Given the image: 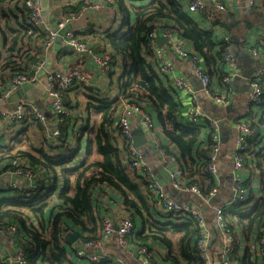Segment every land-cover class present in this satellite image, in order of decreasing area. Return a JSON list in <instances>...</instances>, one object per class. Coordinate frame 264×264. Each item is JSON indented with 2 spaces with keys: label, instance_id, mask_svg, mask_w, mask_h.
Instances as JSON below:
<instances>
[{
  "label": "crops",
  "instance_id": "1",
  "mask_svg": "<svg viewBox=\"0 0 264 264\" xmlns=\"http://www.w3.org/2000/svg\"><path fill=\"white\" fill-rule=\"evenodd\" d=\"M90 1L91 3L84 7L83 3L77 0H49V12L52 16L58 18L59 21H62L66 14L65 6H67V4L71 5L68 6L70 10L72 6L76 8L80 4V8L77 12L73 10L74 13H78L77 16L68 23L72 25L71 30L76 34L77 38L83 39L84 41L86 40V42L94 48L97 54H111L112 49L110 44L104 38L105 34L114 33L116 31L125 32V30H128L127 26H123L126 21L125 13L121 11V8L115 0ZM151 1L152 0H143L141 5H147ZM221 1H223L227 7V12L218 14L224 19L223 24L208 20L203 14L190 12L188 9L187 11L200 27H203L207 31L214 32L217 37L215 51L213 55H211L212 58H210L209 61L202 59L203 66L211 77L212 89L216 93L228 98V103L226 105H216L208 100L201 91L200 82L198 77L194 74L190 63L186 60L179 59L169 50L167 52V55L176 63V73L184 75L193 84L196 91V98L201 104L203 113L209 119L218 121L217 128H213L207 120L193 122L187 115V110L191 105L189 97L175 89L172 75L166 74L167 77L162 79V82L168 86V88H173L175 90L178 100L182 103V109L179 115L180 124L204 127L209 124L212 130H214V134L212 135L214 145L212 147L214 148L216 143L220 146L219 152L217 153V165L219 171L217 182L220 193L216 198H212L209 203H205L194 194L186 193L179 189L176 190L170 185H162L165 187L170 199L177 202L191 203L207 220L209 224L207 241L211 250L210 264H219L223 244L216 227L214 212L215 208L220 205L228 206L229 197L233 192L235 174L241 176L245 181L247 188L246 204L242 205L239 209L228 206L227 220L232 224V228L238 239V247H234V251L236 252V256L239 255V259L236 260L233 258V264H242V259L247 250L251 251L253 257L257 253L256 249L259 247L258 240L264 224V221L259 222V220H256L252 226L248 223L249 228H246L245 223L247 220L245 219L243 224H241V217L246 218V216L251 215V212L256 205L264 199V165H259L253 160L257 154L264 153V102L261 106L254 107L252 113L249 114V112H247V97L251 92L249 78L254 72L264 69V0H255L254 5L252 6L248 4V0ZM20 3L22 4L23 2L20 1ZM12 8L13 13L18 14V11L14 9V2L12 3ZM130 18L131 24H135V16L133 13ZM166 24L171 25L169 21L161 20L156 27L164 30L166 29ZM226 37L229 38L228 50L235 56V63L233 65L227 64L224 60L223 63L220 59L216 62L219 44L223 43ZM33 39L30 44H27L25 41L22 53L25 51V54L27 55L31 54L32 56L36 55L38 57L37 53L39 52V45L35 44ZM182 41L187 50L193 52L196 51L191 42L187 40ZM0 51L5 52L4 42L1 35ZM15 56L12 57L11 60L14 59ZM18 58L20 59V62L26 61L25 66L27 68L32 67L33 59L28 60L24 55ZM51 64L58 72L67 73L72 68H81L89 75V84L86 86H75L68 94L67 98V105L69 106L71 113L70 117L73 120L67 132H73L74 130H76V132L73 133V135L68 134L65 144L62 146L63 148H58V143L53 144L50 149V147L47 148L44 145L43 134L36 123L13 122L11 120V113L15 110L16 106L22 99L38 102L40 106H42L47 118L51 122H55V117L50 109L49 100L45 95L47 74H43L36 83L32 84L31 88L24 91L21 98L10 103L8 102V98L20 88L8 94L12 88V84L8 78L13 71H10V69L3 70L1 67L0 75L4 77V82L2 84L4 85L5 83L4 86H6L9 83V86L6 88V92L0 94L5 98L0 104V202L2 200L23 196L19 190L13 188L14 183L22 184L23 182H27L24 178L15 176L14 172L18 167L30 169L37 182L42 183L43 181H47V185H44L42 189H46L53 181L56 183L57 180H55V174H57L60 185L59 187H56L55 192H59L64 184L61 173L64 172V169H69L66 168V164L58 166L55 169L56 173L53 174L49 168L47 169L33 164L26 154L20 152H30L37 158H41V152L50 156L60 157L64 154L66 148H68V150L76 149L77 151L71 163V165H75V168L85 159L96 158L97 154L92 153L89 155L87 152L89 138L93 136V132L96 130L97 125L101 120V114L96 110V100H116L120 99L123 95L119 80L123 67L119 61L115 63V60L113 59V68L111 72L107 75H101L93 56L88 54L66 55L62 45L60 51L53 52ZM229 71L234 73L235 77L231 86H226L223 83L222 78ZM246 75L248 76L246 77ZM120 103L122 104V101ZM121 104L115 114V123L120 116ZM143 105L145 110L152 116L155 128L150 132L144 131L147 141L146 144L139 149L144 153L154 177L161 184L164 181V178L160 173L162 168L172 171L181 168L180 163L178 162L180 150L176 145L171 143L164 134L156 108L148 101H144ZM241 118H250L257 122L255 124L259 127L260 135L256 138L255 144L251 149V155H247L248 159L246 158L242 170L235 173L232 159V151L238 134L235 122ZM86 125L88 127H85ZM133 126L132 129L141 125L136 121ZM214 139H216V142ZM115 141L117 145H122V140L120 138L115 137ZM39 148H43V151L39 150ZM37 152H39V154ZM163 152H167L169 155L174 154L177 160H165ZM251 157L252 161H250ZM125 164L127 163L125 162ZM128 167L137 175L139 174L142 176L139 170L132 169L129 165ZM204 180L205 178L199 177V181L196 184L202 188L201 185H204ZM182 181L185 182V178ZM56 193L49 198L48 202H54L53 199L58 196V193ZM153 194L156 195L155 193ZM93 200L96 214L98 213L100 216L101 229L99 228L100 231L98 230V235L101 233L102 220L104 217H111L118 220L130 216L133 219L135 227L130 244L126 248L119 245L115 233L103 246L101 251L94 248H89L88 251L96 252L98 254H108L111 257L112 264H144L139 258L138 247L141 244H147L152 253L154 264H174L169 260L168 255L174 250V245H176V248L179 246L178 238L182 236V233H174L172 228L184 223L183 221L185 220L182 219L181 216H170L166 214L159 203L155 204L152 201H150L148 209L141 208L140 213H137L136 215L125 207L122 194L108 186L103 187L102 189H97ZM45 215L46 219L50 220L51 215L49 208L46 209ZM28 222L29 224L37 226V222L39 221L32 216L29 217ZM4 224H15L18 226L17 223H10L7 220ZM4 224H0V226ZM159 226L163 227L161 232L163 235L168 236L172 246L165 243L161 239V235L153 233ZM135 233L138 235L143 234V240H137ZM79 235V238L73 243L78 247L82 246L83 241L87 240L80 238L81 234ZM198 236H196L195 241ZM20 249H24V242L23 234H20L19 226L18 232L14 236H0V261L9 264L10 260L16 259L17 253ZM70 256L71 260H74L76 264H93V262H89L87 259L75 255ZM37 264L49 263L47 262V259H39Z\"/></svg>",
  "mask_w": 264,
  "mask_h": 264
},
{
  "label": "trees",
  "instance_id": "2",
  "mask_svg": "<svg viewBox=\"0 0 264 264\" xmlns=\"http://www.w3.org/2000/svg\"><path fill=\"white\" fill-rule=\"evenodd\" d=\"M20 1L0 0V35L5 50V52L0 51V68L2 67L3 70H15L16 62L14 59L11 60L15 55H24L28 60L33 59V61L38 59L36 55H27L25 51L22 53L25 41L30 44L37 31L29 25V20L25 18L26 9ZM13 2L15 3L14 9L18 11V14L13 13ZM115 2L125 13L126 21L123 26H127L128 30L106 33L104 38L112 49V66L113 59L115 63L119 61L122 64L123 71L119 80L123 95L116 100H96V110L101 114V120L93 132V136L89 138L87 152L89 155L96 153L97 157L85 159L75 168V165H71V163L76 149L68 150L66 148L60 157L41 152V158H37L30 152H20L26 154L33 164L49 168L53 174L56 173L55 169L58 166L66 164V168L69 169H64V172L61 173L64 181L63 187L57 192L58 196L53 199L54 202H48L49 198L55 195L56 187L60 185L58 175L55 174L56 183L51 182L46 189H43L40 196L38 195L32 200L19 196L0 202V224L6 223V220L18 224L20 234H23L24 249L22 250L25 252L28 264H37L39 259H47L49 264H76L74 260H71L70 255L77 256L78 246L68 245L64 236L72 230L81 234L80 238L84 240L98 238L99 228L101 229L100 216L98 213L96 214L93 200L97 189L108 186L119 191L124 197L125 207L136 215L140 213L141 208L148 209L150 201L158 203L157 196L148 188L147 180L131 171L125 164L127 146L125 144L124 147L119 146L115 141V114L120 107V102L124 99L139 102L148 101L156 108L164 134L180 150L178 162L186 173V183H197L199 177L205 178L204 185H201L205 193L218 183L217 179L206 171L209 155L214 145L212 141L214 130L209 124L204 127L179 123L182 103L178 100L175 90L168 88L162 82V79L167 76L159 73L157 59L147 40L148 33L156 28L161 20H167L171 25L166 24L165 28L169 27L182 40L191 42L195 52H198L205 61H209L217 44L216 35L198 25L187 11L186 2L184 4L178 0H152L147 5H141L143 0H115ZM79 8L80 4L76 8L72 6L71 10L77 12ZM132 13L135 16V24H131ZM227 50L228 44L225 42L219 44L216 62L219 59L223 62L222 54ZM3 82L4 77L0 75V94L6 92V88L9 86V83L4 86ZM249 120L251 119L249 118ZM251 122L257 123L253 120ZM34 123L39 126L43 134L44 145L51 149L53 143L46 138L44 128L38 122ZM68 132L66 129L63 130V138L58 144V148H63L68 134L73 135L76 130ZM259 135L260 132L249 140L248 156L251 155V149ZM39 150L43 151V148H39ZM37 153L39 154V152ZM248 156H246L247 159ZM253 160L259 165H264V153L257 154ZM250 161H252V157ZM48 208L51 215L49 221L45 215ZM32 216L39 221L37 226L29 224V217ZM181 218L185 220L184 223L172 228L174 233H182V236L178 238L179 246L176 248L174 245V250L169 253V260L174 264H203L197 256L195 243V238L199 235L198 226L188 215ZM244 219L247 220L246 228H249L248 223L252 226L256 220L264 221V199L256 205L251 215L246 218L241 217V224ZM228 224L232 228L229 221ZM162 228V226L157 227L153 233L161 235V239L172 246L168 236L162 234ZM233 233L236 248L238 239L234 230ZM135 236L139 241L144 238L143 234L135 233ZM260 238L261 234L259 240ZM141 245L148 246L147 244ZM256 251L257 253L253 257L251 251L247 250L242 264H263L260 244ZM232 255L235 256L234 259H239V255L236 256L235 251ZM0 264L8 263L0 261ZM106 264H112V262Z\"/></svg>",
  "mask_w": 264,
  "mask_h": 264
},
{
  "label": "built area",
  "instance_id": "3",
  "mask_svg": "<svg viewBox=\"0 0 264 264\" xmlns=\"http://www.w3.org/2000/svg\"><path fill=\"white\" fill-rule=\"evenodd\" d=\"M20 1V0H16ZM26 9L25 18L29 20V25L37 32L34 34V43L39 45L38 59L32 62V67L27 68L26 61L20 62V59L15 56L16 68L11 72L8 80L12 84V88L8 92L15 91L21 88L24 84H34L40 79L38 73L45 68L48 60V54L52 52L55 40L58 36V31H54L51 24L45 21L42 14V0H21ZM83 3L86 7L91 3L90 0H77ZM185 4L190 12L203 14L208 20L215 23L223 24L224 19L219 16V13L227 12L226 4L221 0H178ZM255 0H248L250 6L254 5ZM67 4L65 6V17L59 21V28H64L73 18L77 16L73 13ZM50 13V12H49ZM161 37H167L168 40L162 46H159ZM148 45L154 52L157 59V69L162 75H172L175 89L187 95L190 99V107L187 110L188 117L193 122L200 120H207L213 128H217L218 121L209 119L202 111L201 104L196 98V91L193 84L181 74L176 73L175 61L167 55L168 50L177 56L179 59L186 60L193 68L194 74L198 77L202 84V93L208 100L216 105H226L228 98L216 93L211 87V77L203 66V59L200 54L189 51L184 47L183 41L178 34L171 31L169 28L162 30L161 28H153L147 35ZM225 44H229V38L224 39ZM63 49L66 55L68 54H88L93 56L95 63L99 68L101 75H107L111 72L112 56L110 53H96L94 48L87 42L77 38L76 34L70 29L63 36ZM223 60L230 65L235 63V56L229 50L223 52ZM24 65V66H23ZM20 67V68H19ZM47 84L45 87V95L49 100L50 109L55 117V122H51L45 115L42 106L38 102L27 101L22 99L15 110L11 113V120L17 123L23 122H38L45 130V136L53 144H60L63 138V130H68L72 124L70 117V109L67 105V95L74 89L75 86H86L89 84V75L81 68H72L67 73L58 72L52 73L47 70L46 73ZM235 75L230 71L223 76L222 81L226 86H231ZM251 92L247 97V112L253 110L254 107L261 106L264 102V69L254 72L250 78ZM7 94V95H8ZM6 95V96H7ZM5 98L0 95V104ZM138 121L144 131H151L155 128L152 116L145 110L143 102L137 100L124 99L121 104L120 116L115 123V137L122 140V146H127L125 154L126 163L132 168L139 170L141 175L147 180L148 188L152 193H155L158 198V203L162 206L165 213L173 216L188 215L197 224L199 229V236L197 237L196 250L197 256L203 264H210L211 250L207 241L209 233V224L201 213L194 208L191 203L177 202L168 197L165 187L160 184L152 172L151 167L146 161L144 153L134 145L132 128L135 122ZM235 127L238 130L235 146L232 152L233 169L236 172L242 170L245 165L247 152L249 151V140L254 138L258 132L257 124L252 123L251 120L241 118L235 122ZM216 142V139H214ZM220 146L215 144L212 152L209 155V164L206 166V171L217 179L218 165L217 153ZM165 160L176 161L174 154H167L163 152ZM172 177V185L174 188L182 190L186 193H191L200 198L203 202L209 203L212 198H216L219 191L218 183L207 193L196 183H186L182 180L186 173L182 168L174 171L169 170ZM15 176L24 178L27 182L22 184H13V188L19 190L24 198L32 200L36 196H40L43 191L42 187L47 185V181L37 182L34 179L33 173L30 169L25 167H18ZM247 188L245 181L239 175L235 174L233 192L228 200V206L232 208H240L246 204ZM227 206V207H228ZM226 205L215 208L214 217L215 222L219 228V234L222 239L223 249L220 256L219 264H233V251L235 247V236L232 228L228 224L227 215L228 208ZM134 222L130 216L115 220L111 217H104L102 220V230L98 238L83 241L82 246L76 249L77 256L87 259L96 264H106L111 261L108 254H98L96 252L88 251L89 248H94L101 251L103 246L116 233L119 245L126 248L130 244V240L134 232ZM18 232V226L15 224H4L0 226V236L12 237ZM261 247L263 264H264V224L261 229V238L259 240ZM139 258L144 264H154L152 253L146 245L138 247ZM9 264H28L25 258V252L20 249L17 253L16 259L9 261Z\"/></svg>",
  "mask_w": 264,
  "mask_h": 264
},
{
  "label": "water",
  "instance_id": "4",
  "mask_svg": "<svg viewBox=\"0 0 264 264\" xmlns=\"http://www.w3.org/2000/svg\"><path fill=\"white\" fill-rule=\"evenodd\" d=\"M49 3H50L49 0H42V8H43L42 14L44 15L45 21L48 22L49 24H51L53 30L54 31H58V36H57V38L55 40L52 53L48 54V60L46 62L45 68L38 73V77L39 78L43 74L47 73V70H50V72H52V73H54L56 71L52 67V64H51L52 54H53V52L60 51V49H61V47L63 45V36L72 27L71 24H67L64 28H61V29L59 28V24H58L57 18L52 16L49 13ZM167 40H168L167 37H161L160 40H159L158 45L162 46L164 43H166ZM247 76L248 75H246V77ZM31 87H32V84H24L22 86V88L18 89L15 93H13L8 98V102L11 103V102H13L15 100H18L19 98H21L23 96L24 91H27ZM200 87H203L201 83H200ZM9 109H11V108H9ZM132 133H133L134 145L137 148H141L142 146H144L146 144L147 138H146L145 132L141 128V126H136L132 130ZM160 173L162 174V176L164 178V181L161 184L170 185L172 188H174L172 183H170L172 181L171 172L169 170L165 169V168H162L160 170ZM174 189H176V188H174ZM216 227H217V229L219 231V228H218L217 224H216ZM79 236L80 235L78 233L74 232V231H68L65 234L64 237H65V240L67 241L68 244H73L79 238ZM220 255H221V253H220Z\"/></svg>",
  "mask_w": 264,
  "mask_h": 264
},
{
  "label": "rangeland",
  "instance_id": "5",
  "mask_svg": "<svg viewBox=\"0 0 264 264\" xmlns=\"http://www.w3.org/2000/svg\"><path fill=\"white\" fill-rule=\"evenodd\" d=\"M84 153H85V150H84ZM96 154V153H95Z\"/></svg>",
  "mask_w": 264,
  "mask_h": 264
}]
</instances>
